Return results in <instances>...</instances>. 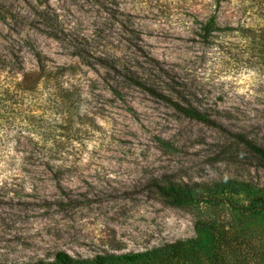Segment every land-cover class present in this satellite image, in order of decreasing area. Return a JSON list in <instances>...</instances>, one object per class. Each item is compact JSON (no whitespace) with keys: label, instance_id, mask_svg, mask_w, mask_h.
Masks as SVG:
<instances>
[{"label":"rangeland","instance_id":"obj_1","mask_svg":"<svg viewBox=\"0 0 264 264\" xmlns=\"http://www.w3.org/2000/svg\"><path fill=\"white\" fill-rule=\"evenodd\" d=\"M245 28H264V0H0V264L177 241L204 264H264V210L239 185L264 189L239 138L264 148V40ZM36 52L53 73L19 88ZM166 184L195 199L172 204Z\"/></svg>","mask_w":264,"mask_h":264},{"label":"trees","instance_id":"obj_2","mask_svg":"<svg viewBox=\"0 0 264 264\" xmlns=\"http://www.w3.org/2000/svg\"><path fill=\"white\" fill-rule=\"evenodd\" d=\"M220 30L219 23L217 21V17L215 14L209 16L206 20L200 22V27L198 28L199 36L205 41L209 42L211 41L212 35ZM246 32L250 33L252 32V37L255 38L256 33L259 32L258 36L263 38L264 40V28L255 29V28H245ZM249 35V34H248ZM16 56H19L16 54ZM39 70L37 74L29 73L23 70L17 71V73H22L24 76L25 81H22L21 83H17L19 88H29L27 87V77L33 75L35 77L33 82H31L30 87L35 88L37 84L44 78L49 77L52 75V70L47 68V64L45 62L46 56L40 52L35 53ZM32 74V75H31ZM26 82V84H24ZM31 88V89H32ZM178 109L183 112L188 117L210 123L212 122L211 118L204 113L198 111L195 108L183 106L180 104H177ZM239 138L242 140L244 144H246L259 158L264 160V148L258 146L257 144L253 143L252 141L245 139L244 136H239ZM228 184H231L228 181ZM242 187V190L246 193H253L252 195H255L253 200H251V204H253V207H251L250 211H263L264 207L257 206L258 202H262L264 205V197L258 196L261 192L264 191V189L258 188L257 186H253L250 183L242 182L239 184ZM194 188L189 186L188 184L183 185H175V184H166L164 186H161V193L162 195L168 199L172 204H182L183 202L194 200L196 192H194ZM259 193V194H258ZM258 194V195H257ZM259 205V204H258ZM261 205V204H260ZM252 206V205H251ZM214 222H205L203 220H198L196 223V228H205L211 227L213 229L218 228V226L213 225ZM201 225V227H199ZM206 225V226H205ZM217 225V224H216ZM204 226V227H203ZM201 230V229H200ZM199 230V231H200ZM187 248L184 245L183 241H177L170 244H165L163 246L154 247L152 249L146 250L144 252H140L137 254H122V255H116V254H105V255H96L95 258H93V261L86 260V259H76L72 257L70 254H68L65 251L58 252L56 254V258L59 261L60 264H123L130 263V264H173V261H176V264H204V260L200 259L201 255L194 256L187 250ZM215 251V250H214ZM210 252V251H209ZM205 253L208 254V261L210 264H226V256L224 255L223 251L216 250L213 253ZM204 254V255H205ZM245 261H247L244 258ZM123 262V263H122ZM236 264H241L240 260L237 258Z\"/></svg>","mask_w":264,"mask_h":264}]
</instances>
